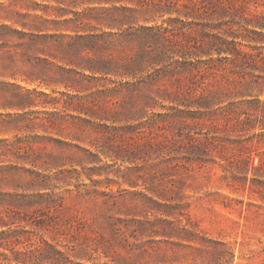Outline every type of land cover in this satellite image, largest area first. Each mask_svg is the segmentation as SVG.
Listing matches in <instances>:
<instances>
[{
    "label": "rangeland",
    "instance_id": "1",
    "mask_svg": "<svg viewBox=\"0 0 264 264\" xmlns=\"http://www.w3.org/2000/svg\"><path fill=\"white\" fill-rule=\"evenodd\" d=\"M0 264H264V0H0Z\"/></svg>",
    "mask_w": 264,
    "mask_h": 264
}]
</instances>
